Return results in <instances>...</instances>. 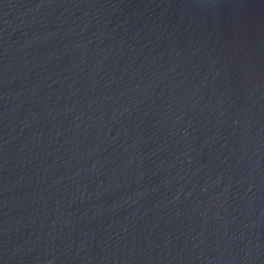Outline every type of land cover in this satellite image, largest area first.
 Wrapping results in <instances>:
<instances>
[{"label":"water","instance_id":"water-1","mask_svg":"<svg viewBox=\"0 0 264 264\" xmlns=\"http://www.w3.org/2000/svg\"><path fill=\"white\" fill-rule=\"evenodd\" d=\"M0 264H264V0H0Z\"/></svg>","mask_w":264,"mask_h":264}]
</instances>
